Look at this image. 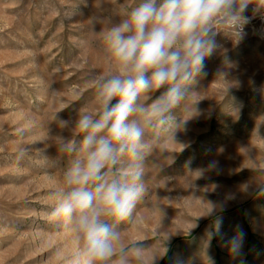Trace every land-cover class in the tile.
Masks as SVG:
<instances>
[{
  "label": "rangeland",
  "instance_id": "374dc122",
  "mask_svg": "<svg viewBox=\"0 0 264 264\" xmlns=\"http://www.w3.org/2000/svg\"><path fill=\"white\" fill-rule=\"evenodd\" d=\"M138 3L0 0V264H65L69 237L46 217L72 158L59 151L69 137L59 121L95 107L103 30ZM244 15L238 42L220 26L174 111V139L148 129L145 192L119 225L147 264H264V14ZM21 147L31 151L18 158Z\"/></svg>",
  "mask_w": 264,
  "mask_h": 264
},
{
  "label": "clouds",
  "instance_id": "9594fccd",
  "mask_svg": "<svg viewBox=\"0 0 264 264\" xmlns=\"http://www.w3.org/2000/svg\"><path fill=\"white\" fill-rule=\"evenodd\" d=\"M249 6L264 14L256 0H140L103 30L107 71L95 78V107L59 121L69 132L59 151L72 158L46 217L69 237L65 264H147L144 243L122 246L119 225L134 222L145 192L148 129L171 128L174 139V111L217 50L220 26L238 42Z\"/></svg>",
  "mask_w": 264,
  "mask_h": 264
}]
</instances>
